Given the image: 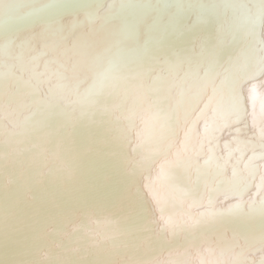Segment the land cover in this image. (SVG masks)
Returning a JSON list of instances; mask_svg holds the SVG:
<instances>
[{
	"label": "snow or ice",
	"instance_id": "obj_1",
	"mask_svg": "<svg viewBox=\"0 0 264 264\" xmlns=\"http://www.w3.org/2000/svg\"><path fill=\"white\" fill-rule=\"evenodd\" d=\"M0 264H264V0H0Z\"/></svg>",
	"mask_w": 264,
	"mask_h": 264
}]
</instances>
